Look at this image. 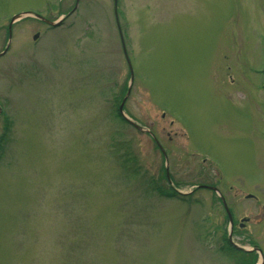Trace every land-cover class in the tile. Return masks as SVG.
I'll list each match as a JSON object with an SVG mask.
<instances>
[{
	"label": "rangeland",
	"instance_id": "1",
	"mask_svg": "<svg viewBox=\"0 0 264 264\" xmlns=\"http://www.w3.org/2000/svg\"><path fill=\"white\" fill-rule=\"evenodd\" d=\"M27 11L66 16H24L10 33ZM122 36L125 111L163 145L172 184L188 191L205 169L219 191L159 192L162 150L115 111ZM6 48L0 264H239L215 231L220 193L239 217L256 216L245 195H258L243 244L258 233L264 255V0H0Z\"/></svg>",
	"mask_w": 264,
	"mask_h": 264
},
{
	"label": "flooded vegetation",
	"instance_id": "2",
	"mask_svg": "<svg viewBox=\"0 0 264 264\" xmlns=\"http://www.w3.org/2000/svg\"><path fill=\"white\" fill-rule=\"evenodd\" d=\"M262 75H263V81H264V69L262 70ZM231 80H234L232 78V76L230 75ZM1 115V112H0ZM164 117V116H163ZM261 121V120H260ZM256 124V126H258V128L261 129L262 132V137L264 139V117L262 119V121ZM171 124L173 125V122H171ZM257 128V130H258ZM177 131L172 135L170 132H168V137L170 140H173L176 138V136H178ZM263 144H264V140H263ZM264 148V147H263ZM195 164V163H194ZM199 169V168H198ZM194 170H197V167H194ZM201 173L202 178L200 179H194L192 181L191 184V189L188 192H184V193H179L177 197L181 198V197H187V196H192V195H196V193L198 192L199 188H205L208 189L210 191H215L217 192L219 190V186L217 185L216 182H214L209 175L207 174L208 172L204 170H200L199 171ZM197 175V174H194ZM205 175L207 177H205ZM204 178V179H203ZM210 178V180H209ZM180 183V182H178ZM237 194V190L235 192V196ZM249 193H247L245 195V198H253L256 199V216H252V215H243L241 217H239L235 212H233L230 208V206L228 205L227 202V198H228V194L224 193L221 194L220 193V198L218 200V206L219 209H222L224 214L223 216L220 218V220L217 219V221H215V231L218 232L223 231V242L221 244V248L223 249V245H231L235 248H238L236 245H245L244 243V239H243V233L245 232V228L251 224L256 223V228L258 227V224L261 223V219L259 217V197L256 194V196H250L248 195ZM201 200H205L203 198H201ZM206 201V200H205ZM211 201V200H210ZM212 203V202H211ZM230 214L232 219H230ZM230 233L232 234L230 237ZM249 245H256V254H257V260L255 262V264L259 263V256H258V250H257V245H261L259 240H258V233H256V241L254 239H251L249 242ZM227 250V247H226ZM242 250V249H240ZM244 251V250H242ZM251 251V250H250Z\"/></svg>",
	"mask_w": 264,
	"mask_h": 264
},
{
	"label": "trees",
	"instance_id": "3",
	"mask_svg": "<svg viewBox=\"0 0 264 264\" xmlns=\"http://www.w3.org/2000/svg\"><path fill=\"white\" fill-rule=\"evenodd\" d=\"M127 88H128V84L126 83L121 96L119 98H117L115 101V111L118 115H121V113L119 111V104L121 103L123 97L125 96ZM123 119L126 122H128L124 117H123ZM12 130H13V120L11 119L10 116L6 115V117L4 118L3 132L0 133V156H2L3 153H5V144H7V142L10 140V135L12 133ZM127 152H128V150H127ZM128 154H129V158L127 161L132 160L134 162L136 160L134 155H131V152L130 153L128 152ZM163 177L165 179H167L166 170H165L164 165H163ZM157 188L162 195L163 194L166 196L177 195V192L172 187H170V191H167L166 189L162 188L160 184L157 186ZM228 250H229L228 252L231 251L237 256V261L239 264H255V262L257 260V254L255 251H242V250L237 249L231 245H228Z\"/></svg>",
	"mask_w": 264,
	"mask_h": 264
},
{
	"label": "water",
	"instance_id": "4",
	"mask_svg": "<svg viewBox=\"0 0 264 264\" xmlns=\"http://www.w3.org/2000/svg\"><path fill=\"white\" fill-rule=\"evenodd\" d=\"M115 2H117V0H115ZM34 16H35V17H38V18H40V19H42V20H44V21H46V22H48V23H50V24H52V25H59V24H61V23L63 22V20H64V18H65L66 15L60 17L59 19H57V20H55V21L49 20V19H47V18L41 16L40 14H35ZM16 18H17V16L14 17L12 23L14 22V20H15ZM18 18H19V17H18ZM12 23L10 24V29H11ZM39 35H40L39 33H36V34L34 35V39H37V38L39 37ZM7 49H8V48H6L3 52H1L0 55L3 54V53H5ZM127 59H128L129 66H130L131 78H130V83H129V87H128V90H127V94H126V96L124 97V99L122 100V102H121V104H120V106H119V109H120V112L122 113V115H123V116H124L129 122H131L133 125H135V126L138 127L139 129H143V127H141V126H140L139 124H137L133 119H131V118L126 114V112L124 111V103H125L127 97L130 95L131 88H132V84H133V81H134V71H133L132 63H131V60H130L129 56H127ZM166 167H167V175H168V177L170 178V172H169L168 162H167V164H166ZM230 219H232L231 214H230ZM239 247H241V248H245V247H242V246H239ZM245 249H246V248H245ZM258 250L261 251L260 248H259Z\"/></svg>",
	"mask_w": 264,
	"mask_h": 264
}]
</instances>
